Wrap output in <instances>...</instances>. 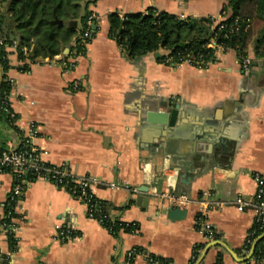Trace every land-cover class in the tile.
Segmentation results:
<instances>
[{"label":"crops","instance_id":"0c3cea01","mask_svg":"<svg viewBox=\"0 0 264 264\" xmlns=\"http://www.w3.org/2000/svg\"><path fill=\"white\" fill-rule=\"evenodd\" d=\"M96 21L94 36L83 55L76 57L77 32L52 61L19 59V40L7 48L14 81L10 96L18 120L15 126L0 121V148L18 147L29 121L40 126L39 147L48 151L46 163L66 166L76 176L101 181L95 196L107 202L124 223L138 224V233L120 231L113 236L87 207L66 190L41 179L33 180L16 207L15 246L0 236L7 264H146L152 254L171 264L197 261L210 244L195 227L197 206L186 217L171 221L170 206L152 194L171 191L198 198L210 191L220 200L252 197L255 173L264 177V61H254L245 75L233 50L217 56L206 68L188 63L173 66L161 60L164 51L130 58L109 36L108 15L148 14L151 8L175 15L217 20L224 0H84ZM249 56L253 59L252 49ZM62 59H76L66 72ZM28 67L25 68V65ZM177 105L176 123L158 121ZM168 158V159H167ZM179 168L176 190L156 184L165 160ZM168 174H173L169 171ZM126 182L137 192L109 186ZM16 184L11 172H0V216ZM149 185V193L140 188ZM146 191V192H147ZM142 197L145 203L138 204ZM223 246L210 248L199 264H224L246 256V239L254 226V212L233 206L211 212ZM56 226L80 234L73 242L55 239ZM141 250L142 253L137 251ZM136 251L129 262L127 254ZM242 251V254L238 252ZM195 262V264L197 263ZM199 262V261H198Z\"/></svg>","mask_w":264,"mask_h":264},{"label":"trees","instance_id":"16d2710c","mask_svg":"<svg viewBox=\"0 0 264 264\" xmlns=\"http://www.w3.org/2000/svg\"><path fill=\"white\" fill-rule=\"evenodd\" d=\"M224 1L221 23H218L214 17L181 19L151 8L146 15L128 14L121 18L117 13L109 14L108 33L130 58L164 51L161 60L167 64L171 65L166 62L167 58L173 57L176 62L188 61L193 66L206 68L217 61L215 50L208 47L212 41H215L226 51L234 50L239 55L249 56L252 49V61H264V0ZM2 3L4 6L0 7V39L3 43L0 44V66L3 82L0 98L5 92H11L13 88L8 82V72L11 67L7 48L12 47L15 40H19L17 48L19 59L24 63L26 61L33 63L37 59L54 58L61 54L64 46L68 45L76 35L77 27L73 26L76 21L80 23L81 34L89 30L91 37L94 36L89 21L94 23L96 17L88 10V5L95 1L84 3V0H0V6ZM55 21H60L62 24L54 23ZM80 41L78 38L76 57L85 52L80 46ZM26 67L28 64L25 65ZM3 120L7 121V116L0 113V121ZM0 172H10V170ZM28 178L35 180L34 177ZM95 201L100 203L102 210L96 213L97 217L107 216L103 226L113 236L117 237L120 231L138 233V224L122 222L112 214L107 202L97 197ZM10 210L11 207H5V213ZM0 223L11 224V220L0 218ZM9 242L14 248L15 237L9 238ZM202 247L196 248L197 259ZM250 247L245 245L244 251H248ZM238 254H242V251ZM253 258L255 262L250 260L243 264L262 263L264 238L259 241ZM150 259L158 261L159 264H171L168 259L146 254V264ZM196 261L191 264H195ZM215 264H224L223 254H218Z\"/></svg>","mask_w":264,"mask_h":264},{"label":"built area","instance_id":"2783aa9c","mask_svg":"<svg viewBox=\"0 0 264 264\" xmlns=\"http://www.w3.org/2000/svg\"><path fill=\"white\" fill-rule=\"evenodd\" d=\"M222 21L223 17L220 16L218 23H221ZM89 23L92 25L91 21H89ZM78 38L81 40L80 46H82L84 51H86V48L92 40L89 30L85 31L84 34H80ZM2 43L3 40L0 39V44ZM13 46H15V43ZM208 47L214 49L217 56L226 52V49L222 45H218L215 41H212ZM81 55L83 54H80L79 56ZM237 58L242 72L245 75L251 74L253 71L252 58L250 56L239 54H237ZM53 59L54 58H48L47 61H52ZM75 60L76 59H62L61 65L66 72L71 71L76 67ZM166 62L171 63L173 66H180L184 63L190 64L188 61L182 63L176 62L173 57H168ZM8 82L13 86L14 81L12 79L8 78ZM10 96L11 92H5L0 98V113L7 116V121L10 126H15L18 117L11 107ZM40 137L41 130L39 124L35 121H29L27 124V132L18 147L9 149L0 148V171L10 170L16 180V184L5 204V207L9 206L11 207V210L0 216L1 220L10 219L11 224L0 223V236L5 235L8 239L15 237L18 227L14 224V220L16 219L14 215H16V207L18 206L20 199L23 197L25 189L32 182V180L28 178L29 176L34 177L35 180L41 179L50 182L66 190L73 197L79 198L87 207L88 217L96 220L103 226L107 216L97 217L96 213H99L102 210L100 203L95 201V188L101 184V181L96 177L76 176L71 173L66 166H54L46 163L44 158L48 155V151L36 144V141ZM253 178L257 184V190L255 195L252 197L237 196L232 200L225 201L218 199L210 191L204 192L198 198H191L185 194H177L171 191H155L150 195H154L165 200L168 206L172 208L188 209L191 206H197L198 213L195 218V227L209 243L217 241L219 238L216 227L209 219L212 211L221 210L226 206H233L240 213H243L247 209H251L254 212V226L246 239V245L251 246L247 251V256L255 241L264 234V177L255 173ZM109 186L115 190L125 188L137 192L135 188L130 187V184L126 182H113L110 183ZM146 193L148 194L149 191ZM55 229V239L59 242H73L81 238L80 234L64 229L61 226H56ZM135 255L136 251L128 252L127 260L130 262ZM253 255L248 261L251 260V262H255ZM192 260H197L195 253ZM0 264H7V257L1 249ZM148 264H159V262L150 259ZM261 264H264V258Z\"/></svg>","mask_w":264,"mask_h":264},{"label":"water","instance_id":"95a60500","mask_svg":"<svg viewBox=\"0 0 264 264\" xmlns=\"http://www.w3.org/2000/svg\"><path fill=\"white\" fill-rule=\"evenodd\" d=\"M54 23H59L62 24V22L60 21H55ZM253 65H256V62H253ZM3 82V76H2V72H1V66H0V88ZM177 105L175 104L174 108L165 115H161L158 117V121L161 122L162 124H167L169 127L174 126V124L176 123V116H177ZM168 159V158H167ZM167 159L164 162V165L162 167V170L160 172V175L157 177L156 180V184L160 183V182H165L166 186L168 189L175 191L176 190V184L179 178V174H180V169L179 168H171L170 163L168 164ZM169 171H173V174H168L167 173ZM149 187V185L144 184V186L142 188H140V192L141 193H146L147 188ZM145 203L146 200H143L142 197L138 198V204L140 203ZM188 213L187 209H179V208H172L170 207L169 211H168V217L171 221H178V220H182L186 217ZM264 237V234L262 236H260L255 243L253 244L250 252L248 253V255L246 257L243 258H239L236 253L234 251H232L231 249L227 248V251L233 256V258L239 262V263H245L247 262L252 255L254 254L255 248L258 244V242ZM216 246H223V243L219 240L211 242L205 249L204 253L202 254L201 258L197 261L196 264H199L202 261V258L204 257V255L207 253V251L212 248V247H216Z\"/></svg>","mask_w":264,"mask_h":264},{"label":"rangeland","instance_id":"374dc122","mask_svg":"<svg viewBox=\"0 0 264 264\" xmlns=\"http://www.w3.org/2000/svg\"><path fill=\"white\" fill-rule=\"evenodd\" d=\"M3 6H4V3H2L0 7H3ZM259 24H260V23H259Z\"/></svg>","mask_w":264,"mask_h":264}]
</instances>
